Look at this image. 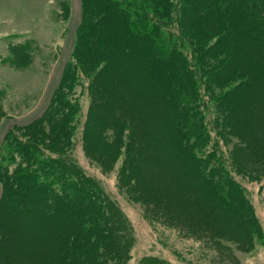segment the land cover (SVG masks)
<instances>
[{"label":"trees","instance_id":"1","mask_svg":"<svg viewBox=\"0 0 264 264\" xmlns=\"http://www.w3.org/2000/svg\"><path fill=\"white\" fill-rule=\"evenodd\" d=\"M80 9L48 105L2 135L0 264L129 259L121 212L72 159L76 134L103 170L120 162L118 185L179 232L244 245L262 236L237 176L264 177V0H80ZM77 86L90 98L83 122Z\"/></svg>","mask_w":264,"mask_h":264},{"label":"rangeland","instance_id":"2","mask_svg":"<svg viewBox=\"0 0 264 264\" xmlns=\"http://www.w3.org/2000/svg\"><path fill=\"white\" fill-rule=\"evenodd\" d=\"M80 18V0H0V142L7 125L29 123L48 105L71 58ZM76 88L83 122L90 98L86 87ZM72 159L99 183L121 212L122 231L130 243L125 264H140L144 256L159 257L170 264H264V177L250 181L237 176L247 190L262 233L244 245L236 240L191 237L150 216L146 206L118 185L120 162L114 169L103 170L85 154L78 134ZM223 227L242 235L238 232L241 226Z\"/></svg>","mask_w":264,"mask_h":264}]
</instances>
